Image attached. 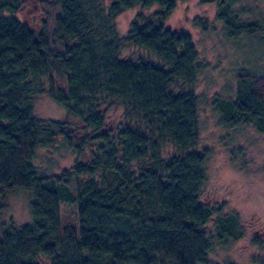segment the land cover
Listing matches in <instances>:
<instances>
[{"label": "trees", "instance_id": "trees-1", "mask_svg": "<svg viewBox=\"0 0 264 264\" xmlns=\"http://www.w3.org/2000/svg\"><path fill=\"white\" fill-rule=\"evenodd\" d=\"M52 1L51 31L19 16L24 0H0V264H216V247L245 231L238 213L205 197L211 150L201 146L197 90L205 63L190 32L167 26L176 0ZM202 2L216 5L228 43L247 41V59H264L262 16L244 17L242 0ZM137 6L154 10L120 36L116 19ZM129 47L154 58L124 55ZM42 97L79 120L95 143L87 160V138L73 145L67 122L37 107ZM209 102L224 128L264 135V64L236 73L233 90ZM60 137L78 159L39 172L47 160L39 164V152ZM16 191L32 196L23 222L4 218ZM62 202L76 205V225H62Z\"/></svg>", "mask_w": 264, "mask_h": 264}, {"label": "rangeland", "instance_id": "rangeland-1", "mask_svg": "<svg viewBox=\"0 0 264 264\" xmlns=\"http://www.w3.org/2000/svg\"><path fill=\"white\" fill-rule=\"evenodd\" d=\"M24 2V13L19 14L20 17L35 27L46 20L50 30L54 29L59 9L52 0ZM241 5L250 10L244 17L264 18V0H242ZM153 10L139 6L126 10L116 19L118 34L125 36L128 33L137 14L142 12L150 16ZM216 10L215 4L203 3L202 0H176V9L167 21V26L173 30L190 32L205 63L206 71L201 74L197 84L202 100L201 146L211 150L206 164L208 181L205 197L214 207L222 209L223 213H238L245 231L244 237L238 241L227 246L218 245L211 261L216 264H264V135L251 127L235 131L224 128L219 124L218 116L209 102L212 94H227L233 90L236 73L260 69L264 59L261 61L258 57L256 62L247 59V51L243 50L245 47L250 48L247 41L233 46L226 41L222 25L216 20ZM200 21H208L207 30L198 25ZM52 47L61 50L59 42L54 38ZM123 54L149 57L150 53L141 48L129 47L123 50ZM150 56L154 58L152 54ZM37 107L50 117L67 122L73 145L80 143L84 137L87 138L81 156V159L87 160L95 143L89 141L87 133L81 132L79 120L68 116L65 108L50 97H42L37 102ZM63 141L60 137L51 151L39 152V164L47 159L39 172L61 173L78 159L72 149L69 150L62 144ZM167 151L173 152L170 148ZM31 198V194L27 192L8 193L4 200L7 205L5 220L14 217L23 222L28 215L30 217ZM60 215L62 225H76V205L62 202ZM212 225L210 223L209 228Z\"/></svg>", "mask_w": 264, "mask_h": 264}]
</instances>
